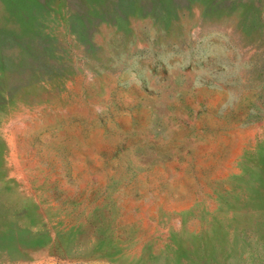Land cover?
I'll use <instances>...</instances> for the list:
<instances>
[{
  "label": "rangeland",
  "instance_id": "1",
  "mask_svg": "<svg viewBox=\"0 0 264 264\" xmlns=\"http://www.w3.org/2000/svg\"><path fill=\"white\" fill-rule=\"evenodd\" d=\"M0 264H264V0H0Z\"/></svg>",
  "mask_w": 264,
  "mask_h": 264
}]
</instances>
